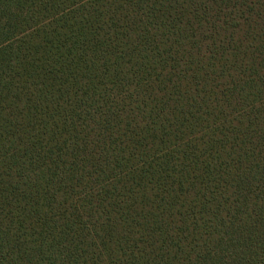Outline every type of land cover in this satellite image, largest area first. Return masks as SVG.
<instances>
[{
    "label": "trees",
    "instance_id": "obj_1",
    "mask_svg": "<svg viewBox=\"0 0 264 264\" xmlns=\"http://www.w3.org/2000/svg\"><path fill=\"white\" fill-rule=\"evenodd\" d=\"M0 264H264V0H0Z\"/></svg>",
    "mask_w": 264,
    "mask_h": 264
}]
</instances>
